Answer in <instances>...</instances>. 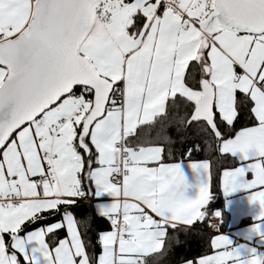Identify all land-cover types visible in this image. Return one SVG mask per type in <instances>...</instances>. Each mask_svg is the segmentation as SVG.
<instances>
[{
  "label": "snow or ice",
  "instance_id": "snow-or-ice-1",
  "mask_svg": "<svg viewBox=\"0 0 264 264\" xmlns=\"http://www.w3.org/2000/svg\"><path fill=\"white\" fill-rule=\"evenodd\" d=\"M176 105L238 162L220 188L249 190L264 224V0H0V264H147L211 227L210 162L185 199L180 166L136 137ZM88 197L110 226L95 244L74 214ZM229 244L185 264H264Z\"/></svg>",
  "mask_w": 264,
  "mask_h": 264
},
{
  "label": "trees",
  "instance_id": "trees-1",
  "mask_svg": "<svg viewBox=\"0 0 264 264\" xmlns=\"http://www.w3.org/2000/svg\"><path fill=\"white\" fill-rule=\"evenodd\" d=\"M187 109L183 105L170 107L166 114L158 117L151 125L141 126L137 129L136 137L145 145H160L164 147L163 158L165 162H179L189 160H208L210 162V191L212 197L210 203L205 206L206 213L215 215L219 212L220 232L230 229V216L224 204V197L220 188V175L224 168L235 166L236 162L230 156L221 157L214 142H209L206 133L194 123H188L190 117L185 116ZM184 117L185 122L179 123V118ZM240 124H237L239 127ZM168 137L171 144H165L161 137ZM136 137H133L136 138ZM171 148L172 156L168 157V148ZM190 152V155L188 154ZM93 197L78 201L74 214L80 222V230L86 231L87 237L95 244L98 233L110 229L106 219L97 215L92 207ZM55 222L54 217H49ZM247 222V220H244ZM87 225V228H85ZM42 226L39 222L36 227ZM34 230L31 226L25 231ZM60 238L66 236L65 230H59ZM24 232L21 233L23 235ZM215 234L207 227V219L204 222H196V228L189 231H179L178 239H166L165 244L158 253L147 257L148 264H181L194 256L208 251L210 237ZM7 239V234H5ZM50 246L52 242L49 241ZM98 248V245H97ZM21 264L23 258L19 256Z\"/></svg>",
  "mask_w": 264,
  "mask_h": 264
},
{
  "label": "crops",
  "instance_id": "crops-1",
  "mask_svg": "<svg viewBox=\"0 0 264 264\" xmlns=\"http://www.w3.org/2000/svg\"><path fill=\"white\" fill-rule=\"evenodd\" d=\"M202 161L204 160L173 162L180 166V169L185 177L184 186L176 190L177 195H182L185 199H193L198 194L199 186L204 183L205 177L202 171L193 170L191 164ZM235 166H238V163ZM221 193L224 197L225 207L229 212L230 229L225 232L214 231L215 234L223 235L226 239H228L230 242V248L235 249L240 254L241 259L246 258L250 250H255L256 253L261 254L260 250L264 247V224H261L256 219L261 212L260 205L255 201H250L249 197L251 193L245 188H237L228 195H225L221 189ZM93 199L92 207L96 213L97 200L94 197ZM107 199V196L100 198L102 201H106ZM244 220H247V222H244ZM254 226H258L257 231L253 230ZM257 238L261 239L257 240ZM181 264H185V262Z\"/></svg>",
  "mask_w": 264,
  "mask_h": 264
},
{
  "label": "built area",
  "instance_id": "built-area-1",
  "mask_svg": "<svg viewBox=\"0 0 264 264\" xmlns=\"http://www.w3.org/2000/svg\"><path fill=\"white\" fill-rule=\"evenodd\" d=\"M211 216V227L209 226V220H207V227L210 231H219L220 229V220L218 217L215 215H210ZM261 254H264V247L261 249Z\"/></svg>",
  "mask_w": 264,
  "mask_h": 264
},
{
  "label": "rangeland",
  "instance_id": "rangeland-1",
  "mask_svg": "<svg viewBox=\"0 0 264 264\" xmlns=\"http://www.w3.org/2000/svg\"><path fill=\"white\" fill-rule=\"evenodd\" d=\"M214 235H218V234H214ZM260 239H261V238H260ZM260 239L257 238V240H260ZM229 247H230V245H229ZM260 251H261V250H260Z\"/></svg>",
  "mask_w": 264,
  "mask_h": 264
}]
</instances>
